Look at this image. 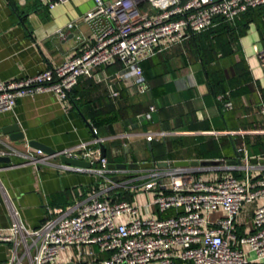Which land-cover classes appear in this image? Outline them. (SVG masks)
<instances>
[{
	"label": "crops",
	"instance_id": "crops-1",
	"mask_svg": "<svg viewBox=\"0 0 264 264\" xmlns=\"http://www.w3.org/2000/svg\"><path fill=\"white\" fill-rule=\"evenodd\" d=\"M94 5V0H70L48 8L46 0H0V79L7 82L33 75L91 46L94 34L82 16ZM252 17L232 46L234 51L209 67L228 76L247 73L240 83L248 88L247 93L236 97L224 93L232 109H224L212 93L191 38L167 47L160 42L155 55L141 63L144 90L134 78H118L122 65L113 60L97 67L91 78L80 77L64 100L52 92L17 98L12 110L0 112V148L12 145L24 152L25 143L34 140L60 150L91 140L95 129L104 139L105 157L113 164L153 160L173 166L172 162L180 159H231L241 147L250 156L264 159V133L259 132L264 129V115L258 111L259 103L264 102V67L258 59L264 48V8L261 17ZM70 22L74 26L68 28ZM110 88L117 96L111 95ZM150 105L155 106V119L142 116ZM13 124L24 139H10L6 128ZM241 129L247 133L238 134ZM157 131L165 134L146 139L147 133ZM10 158L9 163L0 162L2 229L10 224L12 209L27 228H37L49 216L50 208H65L105 185L89 171L64 169L57 159L31 165L20 156ZM217 167H200L195 174L207 181L217 180ZM228 173L242 178L238 170ZM251 174L264 175V164L258 162ZM253 208L254 204H245L237 214L234 230L238 235L252 231ZM221 214L218 210L209 216ZM68 248L58 252L53 264ZM70 248V261L63 258L62 264H100L108 255L92 245L93 253L78 262L76 247ZM9 256L10 244L0 242V262Z\"/></svg>",
	"mask_w": 264,
	"mask_h": 264
},
{
	"label": "built area",
	"instance_id": "built-area-1",
	"mask_svg": "<svg viewBox=\"0 0 264 264\" xmlns=\"http://www.w3.org/2000/svg\"><path fill=\"white\" fill-rule=\"evenodd\" d=\"M67 1L46 0V4L53 8ZM94 1V7L82 16L92 28L93 44L33 75L7 82L0 79V112L12 110L17 98L39 92H52L64 100L80 77L91 78L97 67L113 60L122 65L118 78H134L144 90L141 63L155 55L162 39L165 47L180 43L211 27L216 17L232 21L248 9L264 5V0ZM58 31L62 35V30ZM258 59L264 67V48ZM110 93L117 96L111 88ZM216 99L224 109H232L224 93ZM155 110L150 105L142 116L150 119ZM258 111L264 115L263 101ZM92 132L91 140L51 154L27 142L24 152L12 145L0 148V156H20L31 165L60 161V156L82 159L90 167L59 165L89 171L105 183L86 199L74 200L65 208H50L49 216L37 228H27L18 211L12 209L10 224L0 228V242L10 244V256L0 264H53L58 252L70 246L76 247L80 262L93 253L92 245L108 253L100 264H264V175L252 176L258 162H251L245 147L238 150L240 163L218 166V179L207 181L195 174L198 167L191 166L108 168L109 162L100 151L104 139L95 129ZM259 132L264 133V129ZM163 134L150 132L146 139ZM232 170L240 171L242 178L228 173ZM137 191L151 193L152 199L135 205ZM245 204H254L253 229L238 235L234 221ZM218 210L221 215L209 216ZM167 212L170 214L162 217Z\"/></svg>",
	"mask_w": 264,
	"mask_h": 264
},
{
	"label": "trees",
	"instance_id": "trees-1",
	"mask_svg": "<svg viewBox=\"0 0 264 264\" xmlns=\"http://www.w3.org/2000/svg\"><path fill=\"white\" fill-rule=\"evenodd\" d=\"M264 5L250 8L238 15L232 21H225L221 17H216L213 25L208 29L194 33L190 38L194 41L195 49L199 59L206 71L210 89L215 95L229 91V97H236L248 91L246 86L240 85L242 79H247V73L241 72L235 76H228L224 71L209 70L212 63L230 55L238 38L244 34L246 25L254 14L262 16ZM123 197L129 199V195L122 193ZM253 264V263H251Z\"/></svg>",
	"mask_w": 264,
	"mask_h": 264
},
{
	"label": "water",
	"instance_id": "water-1",
	"mask_svg": "<svg viewBox=\"0 0 264 264\" xmlns=\"http://www.w3.org/2000/svg\"><path fill=\"white\" fill-rule=\"evenodd\" d=\"M152 118L155 119L156 118V112L152 113ZM7 131L10 132V139L12 141H17V140H21L24 139V135L23 133L20 131L18 125L13 124L10 125L9 127L6 128ZM28 145L34 149H39L47 154H51L54 153L55 150L52 149L51 147L39 142V141H27ZM100 151H101V156H105V152H104V146L102 144H100ZM60 161L69 165H73V166H83V167H90V163L88 161L82 160V159H75V158H69L66 156H60ZM11 161V158L8 156H0V162L2 163H9ZM251 162L252 163H257V162H261L264 164V159H259L257 157H252L251 158ZM240 163V154L238 151L234 150V157L231 159H191V160H187V159H180V160H175L172 162L173 166H177V167H205V166H211V165H216V166H221L224 164L227 165H233V164H237ZM154 164H156L157 166L160 167H166L168 166V162L167 161H143V162H133V163H127L126 161L122 162V163H118V164H113V163H109L108 164V168H113V167H117V168H121V169H125V168H143V169H148L151 168Z\"/></svg>",
	"mask_w": 264,
	"mask_h": 264
},
{
	"label": "rangeland",
	"instance_id": "rangeland-1",
	"mask_svg": "<svg viewBox=\"0 0 264 264\" xmlns=\"http://www.w3.org/2000/svg\"><path fill=\"white\" fill-rule=\"evenodd\" d=\"M160 42H164L165 43L166 41L162 39ZM135 195H136V197H135V200L133 201V203L135 205H136V203L137 204L147 203L150 199H152V194L151 193H149V195L146 196V195H144V192L137 191V192H135ZM164 216H167V215H165V214L162 215V217H164ZM70 252L73 253V248L69 247L65 252H61L59 254V258H58V261H57L56 264H62L61 261L63 260V258H64V260L70 261V258H69ZM64 264H66V263L64 262Z\"/></svg>",
	"mask_w": 264,
	"mask_h": 264
}]
</instances>
